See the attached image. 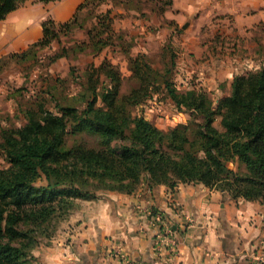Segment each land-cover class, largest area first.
<instances>
[{"label":"trees","instance_id":"obj_1","mask_svg":"<svg viewBox=\"0 0 264 264\" xmlns=\"http://www.w3.org/2000/svg\"><path fill=\"white\" fill-rule=\"evenodd\" d=\"M24 1L0 0V19ZM107 1L84 0L62 23L45 19L42 37L0 58V71L8 59L30 58L34 48L49 46L61 33L82 27L78 16L86 8L96 21L86 29L87 39L71 47L73 53L87 49L97 53L112 46L121 39L112 26L115 4L95 14L91 10ZM160 1L159 6L154 2L159 13L171 4ZM68 50L62 47L51 60L67 56ZM124 52L128 78L135 81L126 93L121 92L117 66L104 61L87 76L90 94L81 111L55 99L53 111L38 101L20 110V125L0 126V153L7 162L0 167V264H32L31 252L38 244L36 226L45 228L52 218H65L77 199H92L98 191L130 194L142 181L150 188L163 184L171 190L179 183L201 182L233 199L264 198V68L234 74L230 92L214 104L200 88L175 90L165 71L151 66L143 53ZM96 83H101L99 92ZM161 85L178 109L188 110L186 123L162 129L142 114H132V107ZM218 116L221 129L214 125ZM87 136L94 143L88 144ZM37 179L44 183L36 184ZM26 222L24 230L17 226ZM20 237L23 240L17 243Z\"/></svg>","mask_w":264,"mask_h":264},{"label":"crops","instance_id":"obj_2","mask_svg":"<svg viewBox=\"0 0 264 264\" xmlns=\"http://www.w3.org/2000/svg\"><path fill=\"white\" fill-rule=\"evenodd\" d=\"M83 1L25 0L0 19V58L40 39L45 19L70 20ZM155 13L143 21L145 25L128 29L125 37L146 51L152 42L159 45L172 34L178 75L195 76L199 83H219L224 77L231 81L240 58L227 54L225 40L233 39L240 47L254 39V45L247 46H257L256 34L264 32V0H171L163 12L171 26L154 31ZM114 19L113 29L118 30ZM156 211L177 234V247L167 264H264V198L233 199L201 182L179 183L171 190L163 184L150 188L142 181L130 194L98 191L92 199L77 201L62 220V239L56 245L41 251L35 247L33 253H40L43 264L149 261L161 226L154 219Z\"/></svg>","mask_w":264,"mask_h":264},{"label":"rangeland","instance_id":"obj_3","mask_svg":"<svg viewBox=\"0 0 264 264\" xmlns=\"http://www.w3.org/2000/svg\"><path fill=\"white\" fill-rule=\"evenodd\" d=\"M120 1H107L109 7L112 6V2L115 4L112 6V10L116 13L114 19L115 28L120 24V29L114 30L118 35L120 34L121 39L115 40L112 46L105 47L97 53H92L90 49L73 53L71 47L75 42L87 39L86 29L96 21L95 18L90 16V8H86L78 16V22L82 27H77L68 34L61 33L59 40L53 41L49 46L34 48L30 58L20 61L13 59L6 61L0 73V126L20 125L23 122L20 110L27 106L35 105L38 101L43 102L45 107L53 111L56 109L54 99L61 105H72L78 111H81L84 107V98L90 94V90H86L88 88V83H86L87 76L94 69L99 70V65L104 61L117 66L122 76L121 92L126 93L135 84V81L128 78L130 71L124 51L135 55L134 51L137 49L139 50L137 53H143L145 60L151 66L161 72L165 71L164 77L170 80L169 85L177 91L200 88L208 93L213 99L214 104L218 98L230 92V79L225 77L217 80L219 83H199V81H195V76H188L187 79H184L182 74L178 75L177 54L172 34L166 36L159 45L152 42L146 51L140 50L138 44L135 48L134 44H136V40L125 37L129 34L128 29L134 30L142 24L145 25L143 21L147 20L150 17L149 15H153L155 12L156 16H158V24L152 25L151 30L155 31L154 27L156 29L169 27L172 22L163 16V12L159 13L157 11L154 2L159 6L161 5L160 0L153 2L149 0H124L123 3ZM105 7L108 6L101 3L97 7L92 6L91 10L93 9L92 12L95 14V11L104 10ZM150 9L153 10L150 11ZM261 33L260 35L256 34L255 37V40L259 41L257 46H247V44L254 45V39H250V41L243 44L241 43L240 47L236 46L237 42L233 39L225 40L227 43L225 45L230 49L227 54L231 55V57L236 56L240 58L238 62H235L239 66L236 67V71L232 73V76L264 68V32ZM62 47L69 49L68 55L52 61L51 57L59 52ZM98 72L102 78L103 73L101 71ZM93 74V77H96L97 73ZM100 85L101 83H96L98 92ZM132 114H142L154 125L162 129L178 123H186L189 119L188 110L186 108L178 109L175 106L165 85H161L160 89L153 91L150 98H147L143 103L132 107ZM219 120L220 116L215 119L214 125L218 129H221ZM86 141L88 144L94 143L93 138L89 136L86 137ZM67 142L68 145L72 143L70 137L67 139ZM5 166H7V162L0 153V167ZM228 166L230 168L234 167L232 163H229ZM43 183V179L36 180V184L38 185ZM77 201H80V199L76 200V205ZM65 218L54 217L45 228L44 226H36L34 235L37 237L38 244L36 248L38 251H41L46 246L56 245L57 239H62L59 226ZM28 225V222H26L19 223L17 226L21 230H24ZM46 232H51L49 237L44 235ZM22 240L23 238L20 237L16 239V242L21 243ZM31 254L30 259L32 264H43L39 259L40 253L36 255L32 250Z\"/></svg>","mask_w":264,"mask_h":264},{"label":"built area","instance_id":"obj_4","mask_svg":"<svg viewBox=\"0 0 264 264\" xmlns=\"http://www.w3.org/2000/svg\"><path fill=\"white\" fill-rule=\"evenodd\" d=\"M153 216L157 222L161 223V226L160 232L153 243L152 258L149 261L126 260L123 264H167L168 258L175 252L177 247L176 231L165 221L160 211L154 212Z\"/></svg>","mask_w":264,"mask_h":264}]
</instances>
